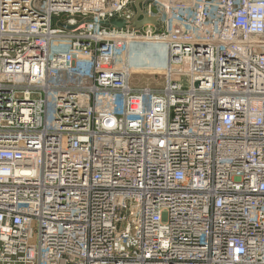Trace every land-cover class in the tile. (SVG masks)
Masks as SVG:
<instances>
[{
    "label": "built area",
    "instance_id": "1",
    "mask_svg": "<svg viewBox=\"0 0 264 264\" xmlns=\"http://www.w3.org/2000/svg\"><path fill=\"white\" fill-rule=\"evenodd\" d=\"M134 3L0 0V264H264V0Z\"/></svg>",
    "mask_w": 264,
    "mask_h": 264
},
{
    "label": "rangeland",
    "instance_id": "2",
    "mask_svg": "<svg viewBox=\"0 0 264 264\" xmlns=\"http://www.w3.org/2000/svg\"><path fill=\"white\" fill-rule=\"evenodd\" d=\"M147 44H137L134 46V54L131 70V82L136 86H155L161 83L162 78L158 73L156 64L160 63ZM141 53V54H140Z\"/></svg>",
    "mask_w": 264,
    "mask_h": 264
},
{
    "label": "water",
    "instance_id": "3",
    "mask_svg": "<svg viewBox=\"0 0 264 264\" xmlns=\"http://www.w3.org/2000/svg\"><path fill=\"white\" fill-rule=\"evenodd\" d=\"M135 5H136V3H135ZM136 11H137V14H136L135 19H134V26L135 27H139L141 24H144V23H147V22H152V23L155 22L154 17H147V16H144L142 20L137 21V17L140 14V11L137 8V5H136ZM117 26H120V25L117 24Z\"/></svg>",
    "mask_w": 264,
    "mask_h": 264
},
{
    "label": "bare ground",
    "instance_id": "4",
    "mask_svg": "<svg viewBox=\"0 0 264 264\" xmlns=\"http://www.w3.org/2000/svg\"><path fill=\"white\" fill-rule=\"evenodd\" d=\"M134 1H135L136 5H137V8H138L139 11H140V7H139V5H140L142 2H144L145 0H134ZM154 1H156V0H154ZM161 1H162V0H161ZM135 3H134V4H135ZM136 5H135V7H136ZM157 5H158V9L156 10V13L158 14V13L161 12V7H160L159 4H157ZM154 19H155V21H156L157 17L155 16ZM150 49H151L153 52H155V49H153V47H150Z\"/></svg>",
    "mask_w": 264,
    "mask_h": 264
}]
</instances>
